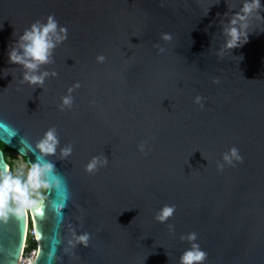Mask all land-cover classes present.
<instances>
[{"label": "water", "instance_id": "95a60500", "mask_svg": "<svg viewBox=\"0 0 264 264\" xmlns=\"http://www.w3.org/2000/svg\"><path fill=\"white\" fill-rule=\"evenodd\" d=\"M246 3L0 0V142L51 165L29 208L30 264H179L192 243L203 264H264V0L245 16ZM49 16L48 62L11 63L13 50L30 62L21 37ZM49 131L52 154L39 148ZM8 168L0 146V180ZM8 207L0 264H19L27 215Z\"/></svg>", "mask_w": 264, "mask_h": 264}, {"label": "clouds", "instance_id": "9594fccd", "mask_svg": "<svg viewBox=\"0 0 264 264\" xmlns=\"http://www.w3.org/2000/svg\"><path fill=\"white\" fill-rule=\"evenodd\" d=\"M260 3L259 0H252L251 5L245 4L242 11L245 13V16L249 14L253 8L259 9ZM245 17L237 14L236 19L232 20L231 23L235 25L237 20H242ZM57 30V21L54 17L49 16L47 23L40 24L39 21L31 25L29 30H25L21 39L26 41L23 45V53L24 56L29 58L30 62H25L21 56L15 53L13 50L12 53L9 54V61L11 63H23L27 69H36L38 63H46L48 62L49 57V49L55 47L53 43L49 40V34L54 33ZM61 32L65 33L64 37H58V39L66 38L67 29L61 28ZM231 36V40L228 41L227 46L229 48L234 47L236 45V41L239 39L240 33L238 32L236 27H232L229 29V33ZM164 39H170L169 36L165 35ZM99 59H103L100 57ZM46 75V74H45ZM25 80H27L31 84H42L43 80L38 76L29 77L27 74L25 75ZM78 86V85H77ZM199 97H197V102H199ZM65 104H70V98L64 99ZM55 138L52 131L46 133V138L41 141L39 144V148L43 153L52 154L55 152ZM70 150H66L65 154L67 155ZM141 151H143V147H141ZM223 159L233 167L235 166L232 162L235 160L236 162H241L242 157L238 152L236 147H232L229 149L227 153L224 154ZM106 162V161H105ZM26 163V162H25ZM96 160L94 159L92 163L89 165V170L95 168ZM43 169H50L51 165H30L25 167V174L28 177L27 183H22L19 178H13L12 176H5L0 180V217H3L7 211H9L8 202L10 199H14L18 205L16 208V212L19 213L23 211L25 208H30L34 204V201L30 198L29 186L31 189H39L41 187V172ZM9 169H11L9 167ZM218 170H223V166L219 165ZM175 211V205L165 206L160 210V213L157 216V219L160 222H164L168 220ZM190 242L196 240V233H190L187 237ZM80 242L86 247L88 236L87 234L79 237ZM207 258V253L200 249L199 244L192 243L191 248L186 250L180 257L179 264H203V262Z\"/></svg>", "mask_w": 264, "mask_h": 264}, {"label": "rangeland", "instance_id": "374dc122", "mask_svg": "<svg viewBox=\"0 0 264 264\" xmlns=\"http://www.w3.org/2000/svg\"><path fill=\"white\" fill-rule=\"evenodd\" d=\"M5 158H6V161L8 163V167L11 168V169L8 168L7 176L10 175L13 178H20L21 182L26 184L27 180H28V177L24 172L26 164H27L26 159L22 155L17 153L16 151H11V150L6 152ZM27 166H29V165L27 164ZM29 192H30V198L33 201H36L37 199L42 197L44 192H45V185H44L43 181L41 180V187L39 189H31V187L29 186ZM26 210H27V213L29 215L27 233H28V231H29V233H31V231H33V228L31 226L32 224H31V218H30V214H29V208H26ZM29 233L27 234V237H28Z\"/></svg>", "mask_w": 264, "mask_h": 264}, {"label": "trees", "instance_id": "16d2710c", "mask_svg": "<svg viewBox=\"0 0 264 264\" xmlns=\"http://www.w3.org/2000/svg\"><path fill=\"white\" fill-rule=\"evenodd\" d=\"M0 146H1L2 150H3V152H4V156H5L6 152L9 151V150H11V151H15V150H13V149L7 147L6 145H4L2 142H0ZM23 157H24V156H23ZM24 158H25V157H24ZM5 159H6V158H5ZM19 179H20V178H19ZM44 185H45V184H44ZM45 190H46V188H45ZM44 193H45V192H44ZM10 202H11L12 205L17 204L16 201H15L14 199H10ZM33 247H35V241H34V239H33L30 235H28V237H27V239H26V245H25V247H24V251H29V250H31Z\"/></svg>", "mask_w": 264, "mask_h": 264}, {"label": "built area", "instance_id": "2783aa9c", "mask_svg": "<svg viewBox=\"0 0 264 264\" xmlns=\"http://www.w3.org/2000/svg\"><path fill=\"white\" fill-rule=\"evenodd\" d=\"M29 233V231H28ZM29 235L34 239L35 241V247H33L31 250L29 251H24L23 254H22V257H21V261H20V264H30L31 261L33 260L35 254H36V251H37V243H36V240L33 236V231H31V233H29ZM26 245V243H25Z\"/></svg>", "mask_w": 264, "mask_h": 264}, {"label": "snow or ice", "instance_id": "6c2138e0", "mask_svg": "<svg viewBox=\"0 0 264 264\" xmlns=\"http://www.w3.org/2000/svg\"><path fill=\"white\" fill-rule=\"evenodd\" d=\"M35 220H36L37 230L39 231V230H40V229H39V224H40V222L42 221V215L37 216V217L35 218Z\"/></svg>", "mask_w": 264, "mask_h": 264}, {"label": "bare ground", "instance_id": "6f19581e", "mask_svg": "<svg viewBox=\"0 0 264 264\" xmlns=\"http://www.w3.org/2000/svg\"><path fill=\"white\" fill-rule=\"evenodd\" d=\"M25 211H26V215H27V223H26V233H27V226H28V222H29V219H28L29 215H28V213H27L26 208H25ZM21 257H22V256H21ZM20 261H21V259H20ZM19 264H20V262H19Z\"/></svg>", "mask_w": 264, "mask_h": 264}]
</instances>
